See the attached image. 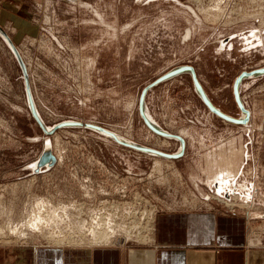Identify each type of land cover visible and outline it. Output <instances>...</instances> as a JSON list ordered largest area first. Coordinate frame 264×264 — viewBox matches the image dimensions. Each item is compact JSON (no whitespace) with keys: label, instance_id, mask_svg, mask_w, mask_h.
Listing matches in <instances>:
<instances>
[{"label":"rangeland","instance_id":"1","mask_svg":"<svg viewBox=\"0 0 264 264\" xmlns=\"http://www.w3.org/2000/svg\"><path fill=\"white\" fill-rule=\"evenodd\" d=\"M198 1L0 0V29L11 43L0 33V251L102 248L57 237L81 241L86 232V241L109 226L142 234L148 216L179 208L241 215L246 235L264 240V74L238 85L247 113L234 94L240 76L264 68V0ZM179 67L193 69L212 106L244 123L213 113L189 72L151 86ZM26 82L50 134L32 115ZM146 88V117L183 146L141 118ZM65 122L179 156L141 152L85 126L57 127ZM230 148L242 154L227 190L210 184L224 174ZM47 149L55 163L39 168ZM132 238L104 248L144 244Z\"/></svg>","mask_w":264,"mask_h":264},{"label":"crops","instance_id":"2","mask_svg":"<svg viewBox=\"0 0 264 264\" xmlns=\"http://www.w3.org/2000/svg\"><path fill=\"white\" fill-rule=\"evenodd\" d=\"M246 230L241 215H224L205 208L171 209L156 215L152 238L141 247L26 250L12 255L3 250L0 261L2 264L11 259L17 264H264V240L250 238Z\"/></svg>","mask_w":264,"mask_h":264},{"label":"water","instance_id":"3","mask_svg":"<svg viewBox=\"0 0 264 264\" xmlns=\"http://www.w3.org/2000/svg\"><path fill=\"white\" fill-rule=\"evenodd\" d=\"M0 33L6 38V40L8 41L6 35L4 34V32L0 29ZM9 42V41H8ZM10 43V42H9ZM11 44V43H10ZM12 50L16 56V59L19 63V66L24 74V77H25V80H26V74H25V68H24V65L20 59V56L18 55V53L13 49L12 47ZM183 72H189L192 76V79H193V82H194V86H195V89L197 91V93L199 94V96L201 97V99L203 100V102L207 105V107L213 112L215 113L216 115L220 116L221 118L227 120V121H230V122H234V123H244V120L243 119H240V120H234L224 114H222L218 109H216L214 106H212V104L210 103V101L208 100V98L206 97L205 93L203 92L202 88L200 87L199 83L197 82L196 80V77H195V74H194V71L191 67H179V68H175L173 69L171 72L167 73L166 75H164L162 78L158 79L154 84H152L151 86H154L164 80H167L169 78H172L180 73H183ZM261 74H264V68L263 69H259V70H256L254 72H252L251 74H247V73H244L242 76H240L236 83L234 84V94H235V98L237 100V103L240 107V109L247 113V111L243 108L242 106V103L240 102L239 98H238V85L240 83V81L242 80V78L244 77H247L249 75H255V76H258V75H261ZM148 90V88H146L143 92H142V96H141V99H140V103H139V112H140V116L141 118L143 119V121L145 122V124L147 125V127L152 131L154 132L155 134H157L158 136H162L164 138H173V139H176L178 140L180 143H181V146H183L184 142L183 140L179 137V136H175V135H171L169 133H166L164 131H162L161 129H159L156 125H154L145 115V111H144V95L146 93V91ZM26 93H27V98H28V104H29V107H30V110L32 112V115L34 116L35 120L37 121V123L39 124V126L42 128V130L44 131V133L46 134H50L52 133L53 130H48L43 124L42 122L40 121L37 113H36V110L34 108V104L32 102V98L30 96V92H29V89H28V85H27V82H26ZM64 126H85V127H88V128H91V129H94V130H97V131H100L108 136H110L113 140H115L116 142H118L119 144L123 145V146H127V147H130V148H133L135 150H138V151H141V152H145V153H149V154H153V155H157V156H160V157H164V158H168V159H175L177 158L179 155L175 154V155H168V154H164L162 152H159V151H156L154 149H151V148H147V147H143V146H139V145H136V144H131V143H126V142H123L121 140L118 139V137L116 135H114L113 133L107 131V130H104L102 128H99V127H96V126H92V125H81V124H78V123H71V122H65V123H62L60 125H58L57 127H64ZM55 163V159L54 157L51 155V152L50 150H45L42 154V157L40 158L39 162L37 163V167H43L45 165H47L48 167H51L53 164Z\"/></svg>","mask_w":264,"mask_h":264},{"label":"bare ground","instance_id":"4","mask_svg":"<svg viewBox=\"0 0 264 264\" xmlns=\"http://www.w3.org/2000/svg\"><path fill=\"white\" fill-rule=\"evenodd\" d=\"M68 1H73V0H68ZM197 5H199V1L198 0H193ZM224 2V1H223ZM229 2H231V1H229ZM96 15H97V17L99 18V20L100 21H102V18H101V16L99 15V14H97L96 13ZM223 19V18H222ZM262 27H264V25L262 26ZM262 27H260V28H262ZM154 124V123H153ZM155 125V124H154ZM119 139V138H118ZM124 142V141H123ZM126 143H129V142H126ZM233 148V147H232ZM232 148H230V155L229 156H227L228 158L226 159V157H225V159H226V161H225V163H222V164H224L225 166V171L223 172V171H221V172H223L224 174H219V176L215 179H213L214 180V182L212 183V184H210V185H216L217 183H220V186H223L224 188H226L227 187V185L229 186V189H227V190H231V187L234 185V173L236 172V169H237V167H238V161H239V159H240V151H236V153L234 152V151H231L232 150ZM223 151L221 150V153H222ZM238 152V153H237ZM220 159V158H219ZM221 159H222V157H221ZM221 159H220V161H221ZM222 161H223V159H222ZM217 164V163H216ZM215 164V165H216ZM223 168V167H222ZM222 170V169H221ZM233 183V184H232ZM209 185V186H210ZM216 190H217V192H220V187H218V186H216ZM227 191H226V189H224L223 190V193L224 194H228V193H226ZM230 193V192H229ZM229 195V194H228ZM219 196V195H218ZM229 197V198H228ZM226 199H230V196H228ZM249 198V196L247 195L246 197H245V199H244V201L246 202V203H248V199ZM248 199V200H247ZM243 201V200H242ZM46 203V202H45ZM104 204V203H103ZM227 204V203H226ZM36 205V204H35ZM44 205H46V204H44ZM229 205V204H228ZM38 206H40V205H38ZM63 206V205H62ZM61 206V207H62ZM73 206V205H72ZM75 206V205H74ZM107 206V208L109 209H113V208H117L116 207V205L113 203V205H111V204H107L106 205ZM42 207V206H41ZM68 207V206H67ZM32 208H34V207H32ZM40 208V207H39ZM43 208L44 207H42V211H43ZM74 207H72V209H73ZM36 209V208H35ZM52 209V208H51ZM105 209V208H104ZM34 210V209H33ZM65 210V209H64ZM68 210V209H67ZM66 210V211H67ZM106 210V209H105ZM41 211V212H42ZM44 211H49V210H44ZM43 211V212H44ZM53 211V210H52ZM60 211H61V209H60ZM70 211V210H69ZM31 212H33V211H31ZM36 212V211H35ZM39 213V212H38ZM53 213H55V212H53ZM58 213V212H57ZM63 213V212H62ZM40 214V213H39ZM46 214H48V213H46ZM147 214V213H146ZM145 214V216H147ZM33 215H35V214H33ZM55 215V214H54ZM57 215V214H56ZM65 215V214H64ZM39 216H41V214L39 215ZM38 216V217H39ZM52 216H53V214H52ZM61 216V215H60ZM135 216V215H134ZM31 217V216H30ZM37 217V216H36ZM38 217H37V219L36 220H38ZM47 217V216H46ZM62 217V216H61ZM149 218H148V224H147V227H146V230L143 228V231H142V234L141 233H137V234H129L128 233V231L126 230V229H124L123 231L124 232H122V230H120V228L119 227H115V226H113V227H108L107 229H105V230H101V231H97L96 230V227L95 228H93L92 230H90L88 233L91 235V239L90 240H86V241H83L84 239H85V237L87 236V235H85L86 234V232H85V234L83 235V236H81V237H78V238H80V240L81 241H78V240H73V239H71V238H69V237H57V240H61V241H58L57 243H64V242H66L68 245L67 246H69V247H77L76 245H81L80 243H87L88 245H91V246H96V247H98V246H103V248H104V246H108V245H110V244H117V243H123V242H126L128 239H131L132 238V236H133V238L134 239H136V240H138L139 242H141V243H144V244H146V243H148V241L150 240V236L152 235V233H153V229H154V219H153V217H150V216H148ZM42 218H44V217H42ZM56 218H58V217H56ZM70 218V217H69ZM33 219L35 220V218L33 217ZM40 219V218H39ZM60 219V218H59ZM105 219V218H104ZM112 219H113V217H112ZM43 220H46V218L45 219H43ZM94 220V219H93ZM101 221H102V219H100ZM99 220V221H100ZM129 220V219H128ZM28 221V220H27ZM31 221H32V218H31ZM30 221V222H31ZM51 222H52V220H50ZM59 221V220H58ZM57 221V222H58ZM106 221V220H105ZM138 221V220H137ZM34 221H32L30 224H32ZM36 222V221H35ZM38 222V221H37ZM41 222V221H40ZM45 222V221H44ZM104 222V221H103ZM134 221L132 220V223H133ZM97 223V222H96ZM135 223V222H134ZM35 224V223H34ZM34 224H32V225H34ZM37 224V223H36ZM38 224H39V222H38ZM37 224V225H38ZM40 224H42V222L40 223ZM108 224H110V223H108ZM29 225V224H28ZM32 225H31V227H32ZM36 225V226H37ZM46 225V224H45ZM49 225V224H48ZM93 225V224H92ZM91 225V226H92ZM129 225H130V223H129ZM98 226H99V224H98ZM13 227V226H12ZM16 227V226H15ZM33 227H35V226H33ZM32 227V228H33ZM38 227V226H37ZM47 227V226H46ZM22 228H24V226H22L21 227V229ZM39 228V227H38ZM48 228V227H47ZM88 228V227H87ZM11 229V228H10ZM37 228H35V230H36ZM52 229V228H51ZM88 230V229H87ZM9 231V230H8ZM36 231H38V229L36 230ZM17 231L15 230V233H16ZM20 232V231H19ZM27 232V231H26ZM30 233V232H29ZM131 233V232H130ZM44 234V233H43ZM50 234V233H49ZM56 234V233H55ZM124 234V235H123ZM23 236H24V234H22ZM123 235V236H122ZM20 237H21V234H20ZM30 237V236H29ZM32 237V236H31ZM26 238V237H25ZM132 238V239H133ZM152 238V237H151ZM27 240V239H26ZM143 244V245H144ZM113 245H111V246H113ZM116 246V245H115ZM118 246V245H117ZM116 246V247H117ZM106 248V247H105ZM86 249V248H85Z\"/></svg>","mask_w":264,"mask_h":264},{"label":"flooded vegetation","instance_id":"5","mask_svg":"<svg viewBox=\"0 0 264 264\" xmlns=\"http://www.w3.org/2000/svg\"><path fill=\"white\" fill-rule=\"evenodd\" d=\"M260 28V27H259ZM262 28H264V27H262ZM242 154V152L240 151V155Z\"/></svg>","mask_w":264,"mask_h":264}]
</instances>
